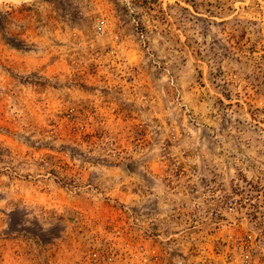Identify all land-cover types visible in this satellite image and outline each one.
Returning <instances> with one entry per match:
<instances>
[{"label": "rangeland", "instance_id": "obj_1", "mask_svg": "<svg viewBox=\"0 0 264 264\" xmlns=\"http://www.w3.org/2000/svg\"><path fill=\"white\" fill-rule=\"evenodd\" d=\"M0 12V264H264V0Z\"/></svg>", "mask_w": 264, "mask_h": 264}, {"label": "built area", "instance_id": "obj_2", "mask_svg": "<svg viewBox=\"0 0 264 264\" xmlns=\"http://www.w3.org/2000/svg\"><path fill=\"white\" fill-rule=\"evenodd\" d=\"M240 250L233 252L230 255L224 256L222 260L208 264H261L260 257L255 253L256 243L254 239L246 240L241 243ZM121 243L119 241L102 242L89 251L79 264H161L156 260L150 261L146 253H141V256L136 261L124 259L121 254ZM173 264H184L183 261H175Z\"/></svg>", "mask_w": 264, "mask_h": 264}, {"label": "trees", "instance_id": "obj_3", "mask_svg": "<svg viewBox=\"0 0 264 264\" xmlns=\"http://www.w3.org/2000/svg\"><path fill=\"white\" fill-rule=\"evenodd\" d=\"M1 17H2V16H1V12H0V19H1Z\"/></svg>", "mask_w": 264, "mask_h": 264}]
</instances>
